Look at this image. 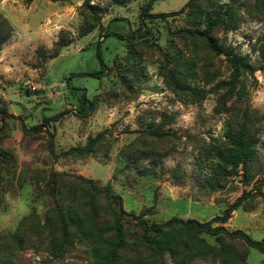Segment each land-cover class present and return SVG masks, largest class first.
<instances>
[{
	"label": "rangeland",
	"instance_id": "374dc122",
	"mask_svg": "<svg viewBox=\"0 0 264 264\" xmlns=\"http://www.w3.org/2000/svg\"><path fill=\"white\" fill-rule=\"evenodd\" d=\"M85 1L0 0V24L13 27L0 42V151L7 157L0 156V264H91L75 230L63 236L55 208L60 203L86 215L94 203L98 224H112L118 208L105 189L122 197L127 212L153 208L145 217L153 223L174 217L208 222L246 194L225 226L263 240L264 68L255 48L264 43V0H197L181 14L190 0H91L100 17L90 15ZM144 11L179 14L142 25ZM211 15L218 19L216 43L244 57L253 75L236 73L226 55L189 35L205 30ZM86 22L96 28L80 38ZM108 32L134 38L104 39ZM60 38L70 44L54 58ZM98 51L106 74L81 75L101 70ZM64 112L48 130L23 131ZM245 125L259 139L248 179L240 173L213 187V148L229 126ZM102 132L90 157L62 156ZM163 132L168 135L155 134ZM131 155L141 159L133 163ZM236 246L247 264H264L257 250ZM140 253L130 247L126 255Z\"/></svg>",
	"mask_w": 264,
	"mask_h": 264
},
{
	"label": "trees",
	"instance_id": "16d2710c",
	"mask_svg": "<svg viewBox=\"0 0 264 264\" xmlns=\"http://www.w3.org/2000/svg\"><path fill=\"white\" fill-rule=\"evenodd\" d=\"M196 1L190 0L179 13H183L186 8H191L195 5ZM84 8L92 16L96 15L100 17V14L103 13L102 9L91 5V0L85 1ZM179 13L152 14L144 11L140 15V21L144 25L146 20L153 18L164 19L178 15ZM217 25L218 19L211 15L206 18L205 30L197 29L187 32L191 37L204 39L210 50L215 54L226 55V62L236 73L243 70L253 75L255 68L244 57L235 56L225 49V47H221L216 43L212 32ZM95 28L96 24L94 22H86L81 26L79 32L80 38L86 37ZM110 36H115L126 42L134 38L133 35L125 36L116 32H108L103 38L106 39ZM69 44L60 38L55 45L56 49L53 57H57L62 49L69 46ZM255 51L260 54L264 68V43L255 48ZM98 58L101 62V70L81 75L93 78H101L105 75L108 67L103 62L100 51H98ZM86 100V96L84 95L81 102L82 115L85 114L83 111ZM64 114L66 113L45 118L42 125L36 126L33 129H28L24 126L23 131L27 134L42 130L43 128L48 130L51 122L58 121ZM155 134H160L161 136L168 135L165 132ZM105 135L106 132H102L94 138H90L86 146L73 147L62 153V156L90 157L104 140ZM258 142L257 133L252 127L248 125L229 126L224 135V140L215 146L212 151V158L215 160V163L211 166L212 176L209 180L210 184L215 187L219 185V182L239 176L240 173H243V178L247 180L248 174L251 173L257 159ZM51 154L57 157L52 147ZM0 156L4 160H7L6 154L2 151H0ZM129 159H132V162L135 163L141 158L135 157L134 159L131 155ZM79 179L92 185L96 191L100 192V189L94 187L92 180L82 177H79ZM108 188H110V183ZM61 189V185H56L58 192L61 193ZM102 192L118 208L112 224H98V213L94 203L90 204V213L86 215H80L74 207L65 209L60 203L59 207L55 208L63 236H65L69 229L75 230L76 238L88 245L87 254L92 260L91 264H168V259L182 264L198 259H210L218 264H247V255L241 253L236 244L244 245L249 250L255 249L264 255V239L256 241L242 230L230 231L225 226L232 218L233 213L242 207L247 197L246 194H243L233 204L228 206L221 216H217L208 222H199L193 219L184 220L174 217L162 223H153L145 219V217L153 214V208L145 210L140 215H136L135 213L125 211L121 196L111 195L108 189ZM260 195L264 196L262 193ZM208 238L215 239L217 244L209 243ZM130 247L141 251V255L134 258L127 257L126 254Z\"/></svg>",
	"mask_w": 264,
	"mask_h": 264
},
{
	"label": "water",
	"instance_id": "95a60500",
	"mask_svg": "<svg viewBox=\"0 0 264 264\" xmlns=\"http://www.w3.org/2000/svg\"><path fill=\"white\" fill-rule=\"evenodd\" d=\"M13 33L12 24L8 21L0 24V42L7 41Z\"/></svg>",
	"mask_w": 264,
	"mask_h": 264
}]
</instances>
